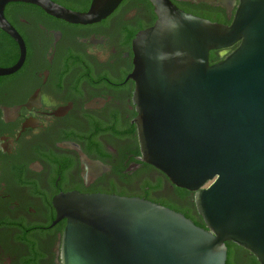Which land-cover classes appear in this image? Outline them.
<instances>
[{"label":"water","instance_id":"water-1","mask_svg":"<svg viewBox=\"0 0 264 264\" xmlns=\"http://www.w3.org/2000/svg\"><path fill=\"white\" fill-rule=\"evenodd\" d=\"M123 0L77 12L52 0H0V28L26 44L5 17L9 3L36 5L71 24L97 23ZM155 25L133 41L134 103L142 161L193 193L206 227L139 197L71 192L54 199L66 220L62 264H227V243L264 264V0H182L237 6L230 25L172 0H148ZM236 46L235 49H233ZM212 52L223 60L211 64ZM211 184L206 188L205 186Z\"/></svg>","mask_w":264,"mask_h":264},{"label":"flooded vegetation","instance_id":"flooded-vegetation-1","mask_svg":"<svg viewBox=\"0 0 264 264\" xmlns=\"http://www.w3.org/2000/svg\"><path fill=\"white\" fill-rule=\"evenodd\" d=\"M52 1L87 12L93 0ZM186 3L214 10L187 13L227 25L237 8ZM5 17L27 55L19 71L0 76V264H62L66 221L56 222L53 204L61 194L186 204L162 172L142 161L135 124L133 41L155 25L152 4L123 0L88 25L21 2L9 3ZM9 48L20 56L16 40L0 28V50Z\"/></svg>","mask_w":264,"mask_h":264},{"label":"trees","instance_id":"trees-1","mask_svg":"<svg viewBox=\"0 0 264 264\" xmlns=\"http://www.w3.org/2000/svg\"><path fill=\"white\" fill-rule=\"evenodd\" d=\"M185 12H200V9L202 11L209 10L214 11L211 8L208 9V7H203L205 5L199 6L195 8L196 6H193L191 3H178ZM36 6V5H35ZM195 8V9H194ZM206 8V9H205ZM236 46L233 48L235 49ZM19 52L17 49L9 48L7 50H0V67H10L19 59ZM211 64H216L220 62V57L217 52H212L210 56ZM177 188V187H176ZM178 196L186 203L182 205L174 204L173 202L164 203L163 206H166L176 212L184 214L188 219H191L197 226L205 228L206 225L202 219V217L198 214L194 199L193 202L189 200V197L191 193L185 189L177 188ZM66 221V220H65ZM228 261L227 264H260L256 257L252 255L249 251L245 250L244 248L228 242Z\"/></svg>","mask_w":264,"mask_h":264},{"label":"rangeland","instance_id":"rangeland-1","mask_svg":"<svg viewBox=\"0 0 264 264\" xmlns=\"http://www.w3.org/2000/svg\"><path fill=\"white\" fill-rule=\"evenodd\" d=\"M211 184V182L210 183H208L205 187L207 188L209 185Z\"/></svg>","mask_w":264,"mask_h":264}]
</instances>
